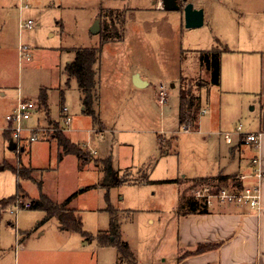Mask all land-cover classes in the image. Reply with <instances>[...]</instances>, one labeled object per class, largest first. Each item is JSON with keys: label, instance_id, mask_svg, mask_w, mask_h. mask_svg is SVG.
<instances>
[{"label": "rangeland", "instance_id": "rangeland-1", "mask_svg": "<svg viewBox=\"0 0 264 264\" xmlns=\"http://www.w3.org/2000/svg\"><path fill=\"white\" fill-rule=\"evenodd\" d=\"M151 1L155 0H28L27 8L20 9L17 0H0V164L5 163L0 171V203L17 194L24 204L40 195L60 203L76 193L70 208L87 234L60 231L55 218L42 222L45 215L40 211L20 210L15 216L10 211L16 201L2 203L0 264H145L151 246L159 245L168 231L175 232L171 220L182 212L181 199L206 185L191 181L201 162L208 160L207 170L229 163L227 147L215 132L232 133L238 124L244 128L245 121L225 122L218 129L216 119L208 125L203 115L200 134L192 127L184 133L179 123V91L191 88L199 94L202 107L212 102L219 108L216 88L208 86L199 92L196 88L204 78L192 77L198 72L195 52L218 44L231 47L224 41L236 40V34H228V26H236L238 7L230 1L239 0H222L211 24L192 30L181 28L172 13L149 11ZM110 12L123 21L122 36L102 46L95 67V110L101 124L96 126L82 113L75 79L66 85L64 68L73 60L74 50L100 45L99 34L92 35L89 29L97 21L101 31ZM27 21L34 23L33 28L20 29ZM21 48H26L28 61L21 56ZM136 70L148 86L133 85L131 75ZM160 88L164 103L159 101ZM42 89L47 110L38 100ZM19 99L36 106L25 124L28 128L53 123L64 128L61 111L65 107L71 136L78 141L77 147H87L82 148L87 155L80 162L72 155L60 160L57 141L46 134L25 142L22 152L9 150L2 134L4 117ZM65 136L73 142L68 133ZM218 146L226 154L219 161L213 153ZM19 166L33 170V180H17L11 167ZM179 178L178 184L161 183ZM81 188L87 189L80 192ZM109 204L112 211L107 209ZM110 217L119 223L120 240L129 245L133 259L122 258L115 247L100 245Z\"/></svg>", "mask_w": 264, "mask_h": 264}, {"label": "crops", "instance_id": "crops-1", "mask_svg": "<svg viewBox=\"0 0 264 264\" xmlns=\"http://www.w3.org/2000/svg\"><path fill=\"white\" fill-rule=\"evenodd\" d=\"M130 1L128 0V2ZM221 1L189 0L195 9L203 10V24L207 22L211 24L217 6L222 4ZM230 2L238 7L235 11L236 26L233 23L228 26V34L230 36L236 34V40L228 42L225 39L224 42H227L231 47L229 46L228 51L223 52L220 56V84L219 86H212L219 93V108H216L212 102L209 103V106L202 107L200 99V110H206L203 115L208 117V125L216 119L217 128L220 129L223 128L225 122L234 123L242 119L245 121L244 128L241 126L243 133H260L262 136L258 148L242 144L237 138H234L232 144L228 145L221 136L225 132L218 130L215 135L219 137L218 140L221 138L227 147L229 163L218 166L217 169L207 170L209 167L208 160H203L200 168L195 170L193 177L195 179L231 178L246 175L248 178L243 182V185L259 184L261 204L264 209V0ZM148 10L172 13L179 19L181 28L192 30L184 27L182 11H166L162 9L157 0L149 2ZM234 30H236L235 33ZM164 31L171 37H175L173 31L167 29ZM181 57L182 55L179 56V60ZM135 75L147 83L139 71H134L131 76L134 77ZM194 76L204 78L203 83L198 82L196 85L198 92L200 88L209 86L206 83L208 75L200 67L199 62L198 72L192 77ZM245 107L249 108V111L245 110ZM83 109L81 105V110L83 111ZM203 115H199L197 120L196 133L199 134L201 132L199 129L200 116ZM62 117L61 113V122ZM54 125L58 126L59 124L53 123L49 126ZM36 127L41 126L37 124ZM71 131L70 129L67 132L70 138H72ZM2 134L5 139H8L9 149L10 144L13 143L10 134L9 132L7 134L5 129ZM50 136L53 138L52 135ZM207 139L209 140V138ZM72 140L74 144L78 142L73 138ZM217 144L219 145V143ZM216 149L213 153L216 160L219 161V158L226 156V154L222 146H218ZM14 152L16 151L14 150ZM237 154L239 155L238 159H236ZM253 157L258 159V164L254 167L251 164ZM4 164H0V171L4 170ZM234 167L237 168V172L230 171ZM257 169L263 175L259 180L253 176L254 170ZM186 176L188 175L183 177ZM229 183H231L230 179L221 184L228 185ZM172 221L175 224V232L172 234L168 231L165 235L166 238L160 242L161 244L151 246L145 264H264V210L258 213L246 206L215 205L208 208L206 214L185 215L181 212L172 218ZM149 222L152 223V220ZM157 245L158 248H156Z\"/></svg>", "mask_w": 264, "mask_h": 264}, {"label": "trees", "instance_id": "trees-1", "mask_svg": "<svg viewBox=\"0 0 264 264\" xmlns=\"http://www.w3.org/2000/svg\"><path fill=\"white\" fill-rule=\"evenodd\" d=\"M114 12H110L105 17L103 29L99 31L100 45L94 48H78L74 50V58L64 68L68 85L69 80L74 78L76 81L78 92L80 93L81 105L83 106L82 113L89 116L93 125H100L98 116L96 115L95 107L98 106V97L96 94V71L95 67L98 64L100 52L102 46L109 41L120 40L122 32L123 21H119ZM228 50L218 46L207 50L197 51V59L206 74L208 75V81L206 82L209 86H219L220 84V56L223 52ZM191 88L183 89L179 91V123L181 126L190 130V127H197V120L200 111V96L194 94ZM39 103L47 110V97L45 90H40ZM8 134V132H7ZM52 137L57 141L59 147V159L63 156L72 155L80 162L82 155H87L83 152L82 148L77 147L76 144L72 143L71 140L63 133L58 132L52 134ZM83 166L80 163L79 168ZM12 173L16 176L17 180L20 178H31L33 170L19 166L16 168L11 167ZM231 179L230 182L236 185L235 176L233 177H216V178H196L191 180L192 182H200L201 184H211L217 186L226 180ZM179 179L167 180L161 183H179ZM40 189V185L38 186ZM87 189V188H85ZM85 189L80 190L84 192ZM20 187L17 184V192L19 193ZM78 194L73 193L72 195L65 198L60 203L54 202L49 199L46 195H40L38 199L30 201V207L28 210L40 211L44 213L42 222H46L49 219L55 218L58 222L60 231L79 233L82 236L87 234L82 230V224L80 219L76 216L73 209L70 208L71 202L76 198ZM22 196L17 194L15 197L3 200L0 204L5 205L14 204V201H20ZM20 204L22 202L20 201ZM108 211L111 210L110 204L108 205ZM180 210L185 215L189 214H206L207 208L202 205L201 202L195 200L192 196L181 199ZM112 211V210H111ZM111 213V212H110ZM100 245L103 247H115L119 254L124 259H133V255L126 242L120 240V226L115 218L110 217L109 229L101 234Z\"/></svg>", "mask_w": 264, "mask_h": 264}, {"label": "built area", "instance_id": "built-area-1", "mask_svg": "<svg viewBox=\"0 0 264 264\" xmlns=\"http://www.w3.org/2000/svg\"><path fill=\"white\" fill-rule=\"evenodd\" d=\"M28 0H17L20 9L27 8ZM34 23L31 21H27L26 23L20 24V29H32ZM21 56L24 54L25 59L29 60V54H27L26 48H21L20 50ZM163 88H160V98L159 101L164 103L165 93L162 91ZM36 111L35 104L30 100L19 99L14 110L4 117V120L7 124L5 131L9 132L11 141L16 145V152L19 153L20 148L25 142H35L42 135H52L54 132L58 133H67L70 131L71 119L66 115L67 110L65 107L62 108V123L65 125L64 128L60 126H55V128L48 127H33L28 128L25 126L26 122L30 120L32 114ZM206 110H201L199 115H203ZM190 130L183 127V132H189ZM224 141L231 145L234 138H237L240 143L251 146L253 148H258L261 134L253 133V134H245L242 132L241 125H237L234 132H225L222 133ZM82 148L87 149L83 144H80ZM251 164L254 167L258 164V159L253 157L251 159ZM253 176L257 180H259L263 175L260 170H254ZM248 178L246 175H238L235 176L236 185L232 183L226 184H218L217 186H208L202 185L200 187H196L193 190L192 197L201 202L203 206L207 209L217 206L224 205H239L246 206L251 210L256 212H262L264 209L261 204V194L259 189V184L256 183L252 186H244L243 182ZM212 187V188H211ZM21 201V200H20ZM20 201H16L13 205L15 207L14 211H10V214L17 215V212L20 210H27L30 207V203L20 204Z\"/></svg>", "mask_w": 264, "mask_h": 264}, {"label": "water", "instance_id": "water-1", "mask_svg": "<svg viewBox=\"0 0 264 264\" xmlns=\"http://www.w3.org/2000/svg\"><path fill=\"white\" fill-rule=\"evenodd\" d=\"M160 3L162 9L166 11H179L183 13L184 27L186 29H196L203 25V10L195 9L193 5L188 2V0H157ZM100 31L99 23L96 21L90 27L89 32L92 35L98 34ZM133 85L136 88H144L147 83L141 81L137 75L132 79ZM11 151L16 150V145L14 143L10 144ZM23 149L20 148V152ZM105 186H109V182H106Z\"/></svg>", "mask_w": 264, "mask_h": 264}, {"label": "flooded vegetation", "instance_id": "flooded-vegetation-1", "mask_svg": "<svg viewBox=\"0 0 264 264\" xmlns=\"http://www.w3.org/2000/svg\"><path fill=\"white\" fill-rule=\"evenodd\" d=\"M188 2H189V0H188ZM179 11H181V10H179Z\"/></svg>", "mask_w": 264, "mask_h": 264}]
</instances>
